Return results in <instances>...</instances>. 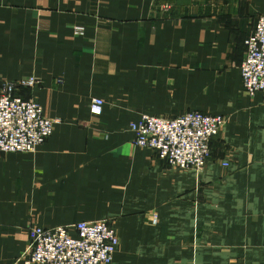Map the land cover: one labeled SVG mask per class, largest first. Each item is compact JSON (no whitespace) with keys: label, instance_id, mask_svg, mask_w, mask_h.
<instances>
[{"label":"crops","instance_id":"0c3cea01","mask_svg":"<svg viewBox=\"0 0 264 264\" xmlns=\"http://www.w3.org/2000/svg\"><path fill=\"white\" fill-rule=\"evenodd\" d=\"M260 16L264 0H0V88L37 77L19 95L59 120L36 152H0V264H25L34 227L104 220L112 264H264V97L240 72ZM195 111L227 120L204 172L134 145L142 115Z\"/></svg>","mask_w":264,"mask_h":264},{"label":"built area","instance_id":"2783aa9c","mask_svg":"<svg viewBox=\"0 0 264 264\" xmlns=\"http://www.w3.org/2000/svg\"><path fill=\"white\" fill-rule=\"evenodd\" d=\"M169 11V6H162ZM82 35L83 27H77ZM246 57L240 66L243 91L250 97H264V16L256 20L245 40ZM41 81L31 76L19 81L2 82L0 88V152L34 153L54 133L59 120L47 117L41 105L26 100L19 90L35 88ZM105 101L94 98L90 111L104 112ZM221 115L195 111L176 118L144 114L130 124L134 145L148 148L180 171L204 172L211 155L213 139L226 125ZM224 167H229L225 162ZM156 218V217H155ZM75 233V234H73ZM120 238L109 221L80 222L56 228L34 227L25 254V264H112Z\"/></svg>","mask_w":264,"mask_h":264}]
</instances>
